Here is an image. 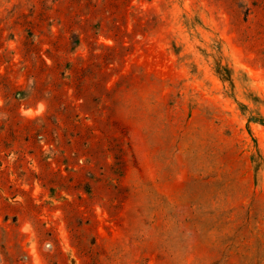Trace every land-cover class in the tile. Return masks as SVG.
<instances>
[{"label":"rangeland","instance_id":"rangeland-1","mask_svg":"<svg viewBox=\"0 0 264 264\" xmlns=\"http://www.w3.org/2000/svg\"><path fill=\"white\" fill-rule=\"evenodd\" d=\"M0 264H264V0H0Z\"/></svg>","mask_w":264,"mask_h":264}]
</instances>
